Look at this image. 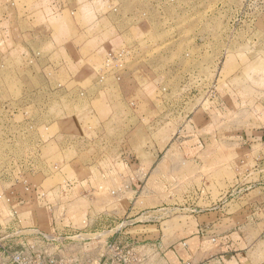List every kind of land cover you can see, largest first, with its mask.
I'll list each match as a JSON object with an SVG mask.
<instances>
[{
    "label": "rangeland",
    "instance_id": "1",
    "mask_svg": "<svg viewBox=\"0 0 264 264\" xmlns=\"http://www.w3.org/2000/svg\"><path fill=\"white\" fill-rule=\"evenodd\" d=\"M68 1L57 22L70 75L58 62L43 79L0 74V243L21 229L110 225L119 264H159L129 240L140 223L112 225L113 209L94 203L130 181L137 197L143 189L137 208H165L169 233L233 234L236 251L261 250L264 264V0ZM39 85L83 92H32ZM164 161L183 173L150 182Z\"/></svg>",
    "mask_w": 264,
    "mask_h": 264
},
{
    "label": "crops",
    "instance_id": "2",
    "mask_svg": "<svg viewBox=\"0 0 264 264\" xmlns=\"http://www.w3.org/2000/svg\"><path fill=\"white\" fill-rule=\"evenodd\" d=\"M68 3V0H0V74L9 76L12 75V71L15 70L17 79H27L29 77L40 79L44 77V69L41 68L44 64L54 66L55 62H58L61 63L63 69L67 71L63 70V72H61V69L54 70L64 74V76L70 75L68 71V62L71 59V43L70 38L66 39V37H64V35L67 34L66 31L68 27L65 24L66 21L57 22L58 19L63 17L66 11L72 8L70 3ZM60 36L63 38L57 39V37ZM126 79L124 78L123 83L121 82L123 88H128L125 83ZM99 88H101V86L96 87V89ZM79 91V87H75L74 90H72L68 89L67 86H62L61 89L55 90L52 87H44L43 85H39L32 90V92L38 93H67L69 95L72 92L78 93ZM86 92L89 91L86 90ZM86 92H84V94H86ZM119 104L122 103L119 102ZM153 151L147 150L144 154L151 156ZM127 153L128 157H133L136 154L135 151ZM154 153H156V151H154ZM158 156L159 153L156 154V157ZM147 167V170L143 171L144 173H148L152 165ZM134 168L135 167L131 164L127 169L132 170ZM150 173L151 177L149 180L151 182L153 179H156L158 174L171 175L173 173H183V167H180L178 164L167 166L166 161H164L156 165L155 169ZM120 183L122 186H120ZM132 186L133 182L121 181L119 182L118 188L115 187L111 190L110 197L105 194L106 197L96 198L94 203L98 204L100 207L102 206V208L111 207L113 209V213H116V216L113 217V221H110L112 225L115 224V222L125 224V226H120L117 223L118 225L111 231L115 230V232L124 234L126 231H122V229L132 223L141 224L136 225L134 229L144 227L142 232L134 234L129 240L132 241V245H135L140 239L145 241L142 247H135L137 249L136 252L143 255L145 260H148L149 256L152 257L153 255V257L159 261V264H202L205 259L207 260L213 257L214 253L220 251L223 252V254L215 256L221 260L222 264H255L256 262V264H263L262 254L260 253L261 250L257 251L254 248L251 250L247 249L246 251H236L238 250L237 245H234L236 243L230 241V239L234 240V238H237L233 234L222 237L221 239H224L223 241H221V239H210V241H208L206 232L198 228L193 229L192 232L187 235H183L184 230L182 227L172 229L169 233L168 229H166L167 225L164 226V223L168 220V217L164 215L165 208H159L162 207V205L151 206L146 209L137 208L138 205H146L144 202L145 197H142L143 189L138 193L137 197V190ZM101 189L102 188H100V190ZM106 189L107 188L104 189V192L108 191ZM200 200H203L202 203L208 206H216V201L213 200L210 195L202 196ZM197 203L198 201H196V204ZM193 204L194 202L192 201L190 206H194ZM178 210V208H173L174 213ZM205 211H209L206 215L211 216L210 214H213L212 211H215L214 214L216 213V208L205 209ZM190 212L195 213L196 210L192 209ZM101 219L109 221L107 217H102ZM109 227L110 225L106 227L103 225L95 229H74L62 226L51 229L52 232L42 231L39 228L37 229L46 235L59 238L49 245V252L55 257H63L64 254L60 250V247L65 244H78L75 243V241L71 242L68 240L74 239L71 235L81 232L84 236L90 238L98 234L103 235L109 232L107 231ZM28 230L21 229L17 231L23 234ZM18 236L17 234L15 237L4 238L1 241L0 264H8L4 259L2 247L12 245V248L20 249L22 247H27L31 242L28 237ZM210 242L214 244L211 243L210 245ZM36 247H38V245H36ZM95 253L96 251H92L90 255L94 257Z\"/></svg>",
    "mask_w": 264,
    "mask_h": 264
},
{
    "label": "built area",
    "instance_id": "3",
    "mask_svg": "<svg viewBox=\"0 0 264 264\" xmlns=\"http://www.w3.org/2000/svg\"><path fill=\"white\" fill-rule=\"evenodd\" d=\"M17 234L19 235L18 237H28L31 242L27 247L20 249H14L12 245L2 247L4 259L8 264H119L120 261L117 256L123 252V247L120 249L118 245L108 241L107 233L87 238L79 232L71 235L75 240L68 239L78 244H65L60 247L64 256L55 257L49 252V245L57 241L58 237H52L37 228H31L23 234L20 231L9 233L3 239L15 237ZM92 251H96L94 257L90 255ZM123 261L125 262L124 259ZM206 264H221V262L217 260Z\"/></svg>",
    "mask_w": 264,
    "mask_h": 264
}]
</instances>
